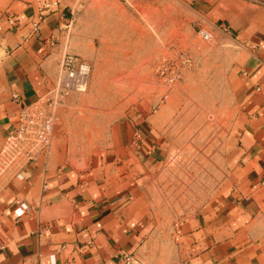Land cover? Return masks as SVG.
I'll return each instance as SVG.
<instances>
[{
    "label": "rangeland",
    "instance_id": "374dc122",
    "mask_svg": "<svg viewBox=\"0 0 264 264\" xmlns=\"http://www.w3.org/2000/svg\"><path fill=\"white\" fill-rule=\"evenodd\" d=\"M68 8L72 25L44 94L63 79L66 53L89 73L84 89L50 109L51 157L77 175L81 195L95 179L141 211L132 262H190L183 224L232 184L236 131L247 119L241 67L252 49L186 0H72Z\"/></svg>",
    "mask_w": 264,
    "mask_h": 264
},
{
    "label": "crops",
    "instance_id": "0c3cea01",
    "mask_svg": "<svg viewBox=\"0 0 264 264\" xmlns=\"http://www.w3.org/2000/svg\"><path fill=\"white\" fill-rule=\"evenodd\" d=\"M186 2L212 23L230 27L252 51L241 67L248 96L240 116L247 119L236 131L232 184L183 224V252L191 264H264V0ZM71 4L61 0L39 20L33 3H0V148L22 107L52 84ZM78 187L77 175L59 168L50 151L2 174L0 264H130L127 257L142 243L141 211L95 179L82 195ZM21 202L27 208L19 216Z\"/></svg>",
    "mask_w": 264,
    "mask_h": 264
},
{
    "label": "built area",
    "instance_id": "2783aa9c",
    "mask_svg": "<svg viewBox=\"0 0 264 264\" xmlns=\"http://www.w3.org/2000/svg\"><path fill=\"white\" fill-rule=\"evenodd\" d=\"M61 4V0H42L39 7V20L44 17V11L50 10ZM10 27L16 26L14 19H9ZM72 21L67 20L65 27L69 28ZM0 30L2 26L0 25ZM39 31L38 22L35 23L34 32ZM211 37L210 33H205ZM63 79L48 93L41 95L35 102L22 107L15 126L9 131L0 148V176L23 159L33 162L51 146L55 115L50 110L56 104V98L65 97L74 90H82L86 87L89 66L73 53H66L61 60ZM19 98L18 94L14 95ZM18 176H21L19 174ZM26 203L21 202L16 209L18 215L25 213ZM133 256L127 257L131 263ZM185 264H191L186 262Z\"/></svg>",
    "mask_w": 264,
    "mask_h": 264
}]
</instances>
